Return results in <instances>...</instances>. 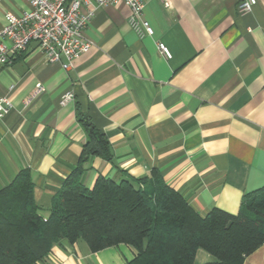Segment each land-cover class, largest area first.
I'll return each instance as SVG.
<instances>
[{
	"label": "crops",
	"instance_id": "crops-1",
	"mask_svg": "<svg viewBox=\"0 0 264 264\" xmlns=\"http://www.w3.org/2000/svg\"><path fill=\"white\" fill-rule=\"evenodd\" d=\"M152 35L140 39L123 3L97 10L85 30L94 43L71 68L50 63L38 44L0 67V97L12 111L0 119V191L22 170L48 219L52 203L79 167L87 143L79 114L109 142L111 159L92 156L82 184L116 182L158 171L201 216L238 214L245 194L264 188V0L239 16L240 0H143ZM28 0H0L6 14L29 11ZM162 43L171 52L166 59ZM66 63V60H63ZM37 83L45 92L28 108ZM72 91L73 100L61 105ZM124 244L96 253L80 242L55 247L47 264H127ZM213 260L204 250L194 264ZM244 264H264V245Z\"/></svg>",
	"mask_w": 264,
	"mask_h": 264
},
{
	"label": "trees",
	"instance_id": "trees-1",
	"mask_svg": "<svg viewBox=\"0 0 264 264\" xmlns=\"http://www.w3.org/2000/svg\"><path fill=\"white\" fill-rule=\"evenodd\" d=\"M79 119L87 143L48 219L40 215L29 170L0 191V264H47L55 247L79 242L93 253L127 245L135 252L127 264H194L199 250L212 256L207 264H244L264 245V188L245 194L238 214L214 208L204 217L158 171L121 182L100 177L86 188L85 164L92 156L110 160L111 150L87 115Z\"/></svg>",
	"mask_w": 264,
	"mask_h": 264
},
{
	"label": "built area",
	"instance_id": "built-area-1",
	"mask_svg": "<svg viewBox=\"0 0 264 264\" xmlns=\"http://www.w3.org/2000/svg\"><path fill=\"white\" fill-rule=\"evenodd\" d=\"M30 9L20 15L7 13L6 25L0 31V67L11 66L19 54L25 52L31 43L38 44L47 60L60 64L68 70L73 60L88 53L94 43L84 33L98 9L107 5L125 4L131 10L128 23L135 34L143 39L152 35V30L144 18L143 0H28ZM167 7L169 2L164 0ZM257 0H240L237 6L239 16L253 12ZM160 53L171 59L168 47L158 44ZM66 60V63H63ZM45 87L37 83L33 92L24 101L30 107L43 93ZM72 91L66 92L61 99L65 106L73 100ZM13 104L8 98L0 97V119L7 116Z\"/></svg>",
	"mask_w": 264,
	"mask_h": 264
},
{
	"label": "rangeland",
	"instance_id": "rangeland-1",
	"mask_svg": "<svg viewBox=\"0 0 264 264\" xmlns=\"http://www.w3.org/2000/svg\"><path fill=\"white\" fill-rule=\"evenodd\" d=\"M81 244H86V243H84V242H80Z\"/></svg>",
	"mask_w": 264,
	"mask_h": 264
}]
</instances>
